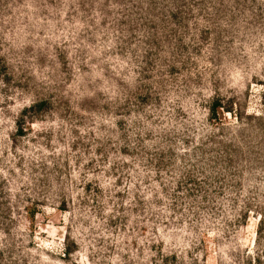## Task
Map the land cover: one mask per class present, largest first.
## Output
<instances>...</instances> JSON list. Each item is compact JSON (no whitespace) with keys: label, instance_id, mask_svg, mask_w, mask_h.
I'll list each match as a JSON object with an SVG mask.
<instances>
[{"label":"rangeland","instance_id":"obj_1","mask_svg":"<svg viewBox=\"0 0 264 264\" xmlns=\"http://www.w3.org/2000/svg\"><path fill=\"white\" fill-rule=\"evenodd\" d=\"M0 264H264V0H0Z\"/></svg>","mask_w":264,"mask_h":264},{"label":"trees","instance_id":"obj_2","mask_svg":"<svg viewBox=\"0 0 264 264\" xmlns=\"http://www.w3.org/2000/svg\"><path fill=\"white\" fill-rule=\"evenodd\" d=\"M220 104H218L217 102H215L213 105H212V114L215 115V110L217 107H219Z\"/></svg>","mask_w":264,"mask_h":264}]
</instances>
